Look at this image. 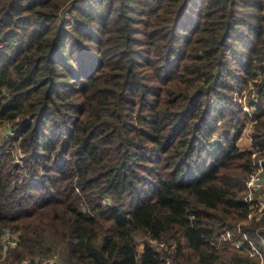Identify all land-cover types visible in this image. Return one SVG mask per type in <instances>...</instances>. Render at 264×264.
<instances>
[{
	"label": "trees",
	"instance_id": "trees-1",
	"mask_svg": "<svg viewBox=\"0 0 264 264\" xmlns=\"http://www.w3.org/2000/svg\"><path fill=\"white\" fill-rule=\"evenodd\" d=\"M1 127L0 239L18 236L1 264L53 241L58 264H163L138 233L174 240L172 264H254L209 240L239 224L264 239V217L242 225L264 0H0Z\"/></svg>",
	"mask_w": 264,
	"mask_h": 264
},
{
	"label": "built area",
	"instance_id": "built-area-1",
	"mask_svg": "<svg viewBox=\"0 0 264 264\" xmlns=\"http://www.w3.org/2000/svg\"><path fill=\"white\" fill-rule=\"evenodd\" d=\"M253 98L254 92L251 93V99ZM252 123H254V121H252ZM251 159L253 165L252 169L248 172L245 178V190L242 195V201L246 204L248 209L247 219L259 221L261 215L264 214V195L260 193L264 189V149H260L258 147L252 149ZM7 232L8 231L4 232L2 235L3 240L0 249L4 251L6 250L7 246H10L8 249L14 247L17 241L14 238L10 239L9 237H6L5 233ZM254 234V238L257 239V242H254L253 239L241 229V224H239L234 228L223 230L214 235L209 240V244L216 249L228 247L238 254H245L248 259L252 258L259 263L264 264V239L258 232H255ZM159 243L160 244L157 245L158 247L163 246L166 248L162 241ZM166 243L170 247H173L174 245L173 242L168 241ZM166 261L168 264H172L170 261H168V259H166ZM41 264H55V262L48 258Z\"/></svg>",
	"mask_w": 264,
	"mask_h": 264
},
{
	"label": "rangeland",
	"instance_id": "rangeland-1",
	"mask_svg": "<svg viewBox=\"0 0 264 264\" xmlns=\"http://www.w3.org/2000/svg\"><path fill=\"white\" fill-rule=\"evenodd\" d=\"M250 91V93H248ZM252 92H254L253 91V89H252V87L251 86H249V87H247V89L246 90H244V92H243V96H242V113H244L247 117H246V121H245V126H244V128H243V130H242V133H241V135H240V137H239V139L237 140V143H236V145L239 147V149H241V150H244V149H251L252 148V143H251V132H252V130H253V123H252V117L251 116H253L252 114H253V111H254V108L252 107V108H250V105L247 103L248 101H247V99L249 98V99H251V93ZM248 99V100H249ZM3 127H1L0 128V135H3V129H2ZM9 133V132H8ZM214 137H218L217 135H215ZM15 160L16 161H19L20 160V155L18 154V155H16L15 156ZM264 188V187H263ZM261 194H263L264 195V189L260 192ZM263 217H264V214L263 215H261V217H260V219H259V221H254V220H252V219H247L246 221H244V222H242V225L245 227V226H249L251 223H259V222H261V220L263 219ZM224 230H227V229H224ZM259 231V229H257L256 230V232H258ZM10 233V234H9ZM259 233V232H258ZM5 236L6 237H9L10 239L11 238H14L15 240H18V236L16 235V234H14V233H12V232H10V229H8V232L7 233H5ZM4 237V236H3ZM251 238V237H250ZM135 239H136V245H137V251H138V253L141 251V248H142V243H143V241H147L155 250H157L158 251V253H159V255H160V257L162 258V262H163V264H168L167 263V261H166V259H168V261H170L171 262V259L170 258H168V257H166V255L167 254H169V255H173V253H174V249L173 248H175L174 246H173V250L171 251L170 250V246L166 243L167 241H163L162 240V243H164V245L166 246V248L165 247H163V246H160V247H158L157 245H159L160 243L158 242L157 243V241H155V242H152V240H150L149 238H147V236L145 237V236H143V234L142 233H138V234H136L135 235ZM253 239V241L254 242H257V239L256 238H252ZM3 240V239H2ZM2 240L0 239V248H1V243H2ZM4 240H5V238H4ZM5 242H6V240H5ZM161 242V241H160ZM173 242H175L174 240H173ZM162 245V244H161ZM7 246V245H6ZM10 246H7V248H6V250L4 251V250H1L0 249V256L1 257H6L7 256V254L9 253L8 252V248H9ZM184 248V247H183ZM185 250V249H184ZM233 251V250H232ZM235 252V251H234ZM239 254H241V253H239ZM242 256H245V254H241ZM62 257V245H61V243L60 242H58V241H53L52 242V244H51V252L50 253H48V255H46V256H44V257H41V258H36L35 259V262L37 263V264H41L44 260H46V259H48V258H50V259H52L54 262H55V264H58V261H59V259ZM246 257V256H245ZM3 258H0V264H1V260L3 259ZM251 259V261L254 263V264H261V263H259L258 261H256V260H254V259H252V258H250ZM263 260H264V258H263ZM26 261H24V262H22L21 264H24ZM172 263V262H171ZM25 264H29V263H25Z\"/></svg>",
	"mask_w": 264,
	"mask_h": 264
}]
</instances>
